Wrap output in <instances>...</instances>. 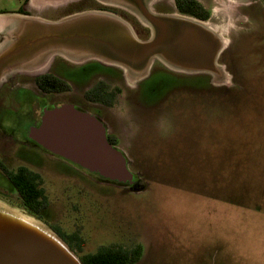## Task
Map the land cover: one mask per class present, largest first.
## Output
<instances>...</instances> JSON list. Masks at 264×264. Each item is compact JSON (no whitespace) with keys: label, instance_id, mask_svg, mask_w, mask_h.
<instances>
[{"label":"rangeland","instance_id":"1","mask_svg":"<svg viewBox=\"0 0 264 264\" xmlns=\"http://www.w3.org/2000/svg\"><path fill=\"white\" fill-rule=\"evenodd\" d=\"M89 1L38 10L30 0H0V14L25 7L33 16L56 20L70 11L100 9ZM252 1L258 0L244 2ZM258 7L264 9L260 1ZM212 8V26L226 40L218 62L229 74L226 85L215 87L207 76L176 78L162 72L140 93L123 79L110 82L122 93L115 94V105L105 114L114 121L131 171L148 183L147 190L135 193L88 177L67 162L30 155L47 179L52 205L42 221L65 234L74 229L87 242L83 252L129 244L143 246L138 264H264V12L256 18L235 1L215 2ZM104 11L117 13L139 39L147 38L133 15ZM97 71L95 64L71 69L60 60L55 68L81 83ZM22 76L37 91L29 81L37 76L24 74L3 86ZM173 87L177 92L152 107ZM137 95L150 108L139 106ZM0 182L6 184L2 177ZM70 187L86 191L91 202L67 192ZM73 208L78 219L71 216Z\"/></svg>","mask_w":264,"mask_h":264},{"label":"water","instance_id":"2","mask_svg":"<svg viewBox=\"0 0 264 264\" xmlns=\"http://www.w3.org/2000/svg\"><path fill=\"white\" fill-rule=\"evenodd\" d=\"M79 1L30 0V6L40 10ZM96 1L133 15L150 36L139 39L130 22L101 9L56 20L1 13L0 89L18 74L33 77L49 73L58 58L74 65L98 62L117 68L134 88L150 77L156 63L176 74L207 76L215 87L227 84L229 74L218 63L226 40L211 22L178 12L159 13L154 7L157 0ZM106 131L95 116L59 105L44 111L41 124L30 131V137L47 151L106 180L133 185L130 161L108 142ZM0 264L83 263L46 223L0 199Z\"/></svg>","mask_w":264,"mask_h":264},{"label":"flooded vegetation","instance_id":"3","mask_svg":"<svg viewBox=\"0 0 264 264\" xmlns=\"http://www.w3.org/2000/svg\"><path fill=\"white\" fill-rule=\"evenodd\" d=\"M83 1V0H82ZM86 1V0H85ZM197 2L198 5L201 6L203 9L202 15L205 16L206 13H208V18L202 21H209L213 19V8L212 6L214 3L219 2H228V1H234V0H194ZM240 3V6H244L248 8V10L254 15V17L258 18L260 13L264 12V9H261L258 7V2L260 1V4L264 7V1L261 2V0L258 1H252V2H244L246 0H235ZM91 4L94 6H97L101 10L107 9V7L102 6L98 1L96 0H90ZM25 6V5H24ZM96 7V8H97ZM155 9L159 11V13H174L173 10L181 13L180 9L178 8V4L176 0L171 1H156L154 5ZM93 9V8H92ZM113 9V8H110ZM22 10L25 11V13L30 14L31 11H27L24 8H22L19 12ZM77 12V11H76ZM74 12V13H76ZM79 12V11H78ZM72 14V13H71ZM69 14V15H71ZM263 14V13H262ZM262 14L260 16H262ZM66 15V16H69ZM186 15V14H183ZM193 16V15H190ZM65 17V16H64ZM196 17V16H194ZM200 20V19H199ZM58 60L62 61L66 66H68L71 69H83L87 67L88 65L95 64L98 66V71L94 74H91L88 76L84 82L80 81H72L71 79L65 78L60 74H56L55 68L57 65ZM161 66V65H160ZM165 73L172 77L176 78H190L194 76H187V75H180L176 74L174 72H171L161 66L160 68L156 67L153 68L152 74L150 77L146 80L147 82L150 81L155 73ZM122 72L117 68H111L100 65L98 62H90L85 65H74L72 63L63 61L62 59L58 58L54 61L51 70L49 73L41 74L37 76L35 79L29 80L30 82H33L35 87L37 88V91L29 88V83H25L27 81H24V77H20V82L14 81V83L7 84L6 86H2L0 89V96L5 95L4 98L0 99V177L4 178L6 180V184L3 185L0 182V199L1 201H4L6 203H9L13 206L20 207V209H23L30 214L34 215L35 217L39 218V220L42 219V215L47 210L51 209L52 205L49 200V206L46 208L41 214L32 213V211L29 209V205L24 202V200L21 197V194L16 189V185L11 180L12 174H21V176L28 177L29 174H34L37 176L38 180V187L37 189L43 192L45 196L48 195L46 193V178L45 175L40 171L39 164L32 162L30 160L31 154H38L39 156L48 157L53 160H60L67 162L68 164L74 166L77 168L78 171L84 173L88 177H94L96 176L97 180L104 181V182H112L109 180H106L97 173H91L81 167L79 165L70 162L68 160H65L61 158L58 155H55L49 151H47L44 147L41 146L38 142L33 140L30 137V131L39 126L42 122L44 111L46 110H52L56 106L59 105H70L74 106L76 109L80 110V112L90 114L91 116H95L99 119V121L105 126L107 129L106 131V137L108 142L117 147L120 148V139L117 133L112 129V125L114 124V121H112L111 117L108 114H105V110H111L115 103L110 106L105 103V101H99L96 100L98 97L96 94L92 95V97L88 98V94L95 90V88H103L109 95H113L115 93L116 95H120L122 92H119L118 87L117 88H110V82L114 81H123L122 80ZM54 77L62 80L65 84H67L70 89L68 91L64 92H54V93H47L44 92L39 85L37 84L36 80L39 77ZM144 81L141 83L138 88V93H140L142 85L146 82ZM155 81V80H154ZM154 84V83H153ZM152 84V85H153ZM105 87H108L105 88ZM181 90V89H179ZM176 91V88L173 87L170 90L165 89V94L160 96L159 100L152 102L153 105H160L163 103L169 95L174 93ZM182 91V90H181ZM177 92V91H176ZM3 93V94H2ZM137 104L141 106V104H144V107L150 108L151 105H146L142 99V97L137 95ZM151 107V108H152ZM114 126V125H113ZM113 143V144H112ZM68 178V177H67ZM140 179L136 174L134 175V184H136V179ZM142 180V179H141ZM116 183V182H112ZM11 186V189L9 190L6 188L8 185ZM120 187H127L130 188L131 191L135 192V190H132L133 185L129 184H118ZM67 192L75 193L79 195V198L83 200L85 204H89L92 200L91 195L88 194L86 191H76L74 188L70 187ZM139 193V192H135ZM49 199V198H48ZM86 205V207H87ZM84 207V206H83ZM85 207V208H86ZM84 208V210H85ZM76 214H80L75 208L71 210V216H75ZM44 222V221H43ZM45 223V222H44ZM50 228H52L60 238H62L68 246L73 250L76 255L81 259L85 254L79 246L82 247V245H85L87 243L84 241L85 239L80 237L77 232L73 229L70 231V233H64L60 229H58L55 225H50ZM85 242V243H84ZM89 243V242H88ZM114 246V245H113ZM134 246V245H132ZM117 247V246H116ZM131 247L129 244L125 245L124 248ZM137 247V246H135ZM143 248V247H142ZM144 253V250H143Z\"/></svg>","mask_w":264,"mask_h":264},{"label":"trees","instance_id":"4","mask_svg":"<svg viewBox=\"0 0 264 264\" xmlns=\"http://www.w3.org/2000/svg\"><path fill=\"white\" fill-rule=\"evenodd\" d=\"M178 4V8L180 9L181 13L186 15H193L196 16L197 19L205 20L208 18V13L205 14L203 17L200 15L203 13V9L200 5L197 4L194 0H176ZM28 0H25L27 4ZM20 13H25L22 10ZM73 12H69L67 15ZM27 14V13H25ZM137 26L140 27V30L144 32V34L149 37L150 31L148 29L142 28L139 23H135ZM208 78V77H207ZM209 80V78H208ZM39 87L47 93H54V92H64L68 91L70 87L62 82V80L54 77H39L36 80ZM209 84V83H208ZM207 84V85H208ZM210 87V86H209ZM108 89V87H105ZM119 92H122L118 88ZM107 92L103 88H95L94 91L89 93L87 96L88 98L92 97V95L96 94V100L105 101L107 105L112 106L114 104V96L106 94ZM113 144V143H112ZM11 180L16 185V189L21 194L22 199L26 204H28L29 209L32 213L41 214L46 208L49 206V199L47 196L43 194L40 190L37 189L38 187V180L37 176L34 174H29L28 177L21 176V174H12ZM148 189V183L141 179H136V184L132 187V190L135 192H143ZM143 246L139 245L137 247L131 246L124 248L121 247H105L99 249L97 252L85 254L81 261L83 264H138L143 256ZM79 248L82 249L81 246Z\"/></svg>","mask_w":264,"mask_h":264},{"label":"bare ground","instance_id":"5","mask_svg":"<svg viewBox=\"0 0 264 264\" xmlns=\"http://www.w3.org/2000/svg\"><path fill=\"white\" fill-rule=\"evenodd\" d=\"M238 2V1H237ZM69 6V5H68ZM35 7V6H34ZM66 8V7H65ZM69 8V7H68Z\"/></svg>","mask_w":264,"mask_h":264},{"label":"crops","instance_id":"6","mask_svg":"<svg viewBox=\"0 0 264 264\" xmlns=\"http://www.w3.org/2000/svg\"><path fill=\"white\" fill-rule=\"evenodd\" d=\"M25 3V2H24ZM41 124V123H40ZM38 127V126H37Z\"/></svg>","mask_w":264,"mask_h":264}]
</instances>
